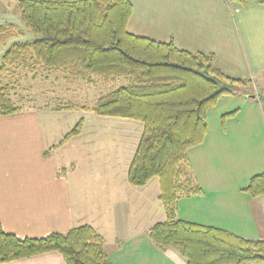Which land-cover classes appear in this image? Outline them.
Masks as SVG:
<instances>
[{
	"label": "trees",
	"instance_id": "16d2710c",
	"mask_svg": "<svg viewBox=\"0 0 264 264\" xmlns=\"http://www.w3.org/2000/svg\"><path fill=\"white\" fill-rule=\"evenodd\" d=\"M246 4L252 0H236ZM263 2L264 0H259ZM19 20L32 39L15 40L2 54L0 73L61 72L66 81L110 83L88 104L66 102V109L138 121L142 130L127 167V180L144 186L156 178L165 219L155 222L148 238L160 250L174 249L185 264L264 262V239L246 238L222 228L176 217L180 197L201 190L187 156L204 140L208 109L226 94L255 97L240 87L250 78L231 77L215 65L212 52L191 51L172 40H158L127 28L131 0H16ZM13 26L0 23V41ZM10 84L0 81V115L22 110L9 98ZM255 99V98H254ZM237 109L221 115L227 117ZM81 119L63 139L81 131ZM249 196L264 193V170L241 188ZM103 236L88 223L66 232L18 238L0 226V263L56 251L65 264H112Z\"/></svg>",
	"mask_w": 264,
	"mask_h": 264
},
{
	"label": "crops",
	"instance_id": "0c3cea01",
	"mask_svg": "<svg viewBox=\"0 0 264 264\" xmlns=\"http://www.w3.org/2000/svg\"><path fill=\"white\" fill-rule=\"evenodd\" d=\"M197 1L152 0V22L145 20L141 13L135 17L131 2L132 13L127 28L158 40H172L178 47L191 51L212 52L215 60L218 49L228 50V56L231 55V41L227 45L229 37L225 33L231 34L233 13L238 15L239 26L245 35L249 34L250 40H253V26H260L264 32V1L252 0L246 4L236 0H200L201 4ZM161 8H168V12ZM165 13L166 17L162 18L160 15ZM246 13L250 14L246 16ZM137 22L146 25L142 27ZM261 35L259 46L263 50L264 33ZM260 53L264 54L263 51ZM233 96L240 99L243 95ZM49 112L26 108L15 114L0 115L2 230L18 238L41 237L88 223L103 236V249L112 264H185L184 257L177 251L160 250L148 238L149 228L164 220L165 212L158 197L157 180L150 184L151 179L141 187H135L127 180L129 133L108 132V139L104 141L112 150L111 165L116 173L108 180H101L99 190L97 183L88 178L68 175L67 167L73 170L80 167L82 145L79 137L83 132L60 142L66 132H45L40 121V113L48 116ZM238 113L240 110L235 116ZM232 118L235 117L227 119ZM210 131L208 126L204 140L187 150L201 190L178 199L176 217L222 228L242 237L264 239V193L252 197L241 189L251 175L264 170V132L256 140L257 150L252 154L253 149L248 152L247 148L250 141L243 138L241 132H226L227 128L224 130L221 124L218 132ZM71 143L77 152L66 148ZM96 160V155H86L83 163L87 166ZM152 204L157 211L152 209ZM90 210L94 211L93 216ZM157 212L160 216L155 217ZM147 253L152 258L145 257ZM0 264L65 262L60 253L48 251Z\"/></svg>",
	"mask_w": 264,
	"mask_h": 264
},
{
	"label": "rangeland",
	"instance_id": "374dc122",
	"mask_svg": "<svg viewBox=\"0 0 264 264\" xmlns=\"http://www.w3.org/2000/svg\"><path fill=\"white\" fill-rule=\"evenodd\" d=\"M16 0H0V23L7 25L11 24L13 30L4 42L0 41V63L2 62V54L4 50L15 40L32 39L33 35L26 31L18 18L16 9ZM203 1V0H202ZM198 0L197 3L201 4ZM134 5L135 17L141 13L145 20L152 22L153 18V3L152 0H131ZM168 8H161V10ZM246 12L247 9H246ZM243 13V12H242ZM241 13V14H242ZM247 14V13H246ZM250 14V13H249ZM247 14L246 16H248ZM133 15V16H134ZM167 13L160 15L162 18L166 17ZM258 16V13H256ZM134 17V18H135ZM257 19V17H256ZM141 21V20H140ZM159 24V22H157ZM137 25L145 26L143 22H137ZM233 28L231 34L225 33L226 40L231 41V55L228 56V50L218 49V57L215 60V65L222 69V72L231 77L251 78L250 86H245L241 83H227L228 87H240L255 95L253 100L247 97H235L233 95H222L217 99L216 103L208 109L207 118L210 132H218V127L221 124L220 113L224 111L240 110L235 118L225 119L224 130L226 132H241L243 138L249 139L250 145L247 147L248 152L256 149V140L261 138L264 132V54L259 45H261L260 37L264 33L260 26H253L252 37L249 39V34L245 35L238 23V15L233 13ZM228 27V24H227ZM228 29H226L227 31ZM260 39V40H259ZM212 42V41H210ZM264 47V46H263ZM254 48V50H252ZM224 53L226 55H224ZM230 53V52H229ZM0 81L2 83L10 84L9 98L19 103L22 110L26 108H35L36 110H48L47 113L41 114V123L45 132H68L81 119V137L82 148L80 149L79 162L80 167L73 170L67 167V173L71 178L74 176L80 178H88L92 183H97L99 190L101 180H108L109 177L114 176L116 170L111 165L112 150L106 145L108 132H128L129 133V150L131 155L139 139L142 126L138 121L130 119H121L115 117L98 116L91 111H84L80 109H66L63 105L66 102L74 103L76 105L88 104L98 97L101 93L106 92L110 87V83L98 82L87 83L80 80L66 81L62 77L61 72H48L42 74L40 71L34 78L31 73L25 74L21 71L12 75L10 73H0ZM54 110V111H53ZM59 110V111H56ZM53 111V112H51ZM226 113V112H225ZM224 114V113H223ZM9 115V114H8ZM220 121V122H219ZM99 132V134L94 133ZM105 140V141H104ZM84 141L87 144H84ZM72 143L66 147L70 151L77 152L75 145ZM134 147V148H133ZM68 150V151H69ZM89 152V154H88ZM247 152V153H248ZM96 155V163L93 161L86 166L83 163L84 157ZM129 158V159H130ZM156 178L150 184L156 182ZM103 189L107 187L102 186ZM108 197H105L107 200ZM105 201V200H104ZM152 209L156 210V206L152 204ZM89 212V210H87ZM93 216L94 211L90 210ZM155 217L160 216V212L155 213ZM150 257L149 253L144 255ZM159 256V255H158ZM143 258V257H142ZM152 258V256L150 257ZM132 260L131 258H128ZM126 264H130L127 262Z\"/></svg>",
	"mask_w": 264,
	"mask_h": 264
}]
</instances>
